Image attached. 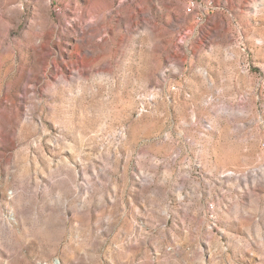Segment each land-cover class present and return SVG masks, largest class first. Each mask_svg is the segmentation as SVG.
Masks as SVG:
<instances>
[{"label": "rangeland", "instance_id": "rangeland-1", "mask_svg": "<svg viewBox=\"0 0 264 264\" xmlns=\"http://www.w3.org/2000/svg\"><path fill=\"white\" fill-rule=\"evenodd\" d=\"M264 264V0H0V264Z\"/></svg>", "mask_w": 264, "mask_h": 264}, {"label": "built area", "instance_id": "built-area-1", "mask_svg": "<svg viewBox=\"0 0 264 264\" xmlns=\"http://www.w3.org/2000/svg\"><path fill=\"white\" fill-rule=\"evenodd\" d=\"M213 8L214 0H186V13L194 17L196 21H201L206 12ZM56 263H58L57 260Z\"/></svg>", "mask_w": 264, "mask_h": 264}, {"label": "bare ground", "instance_id": "bare-ground-1", "mask_svg": "<svg viewBox=\"0 0 264 264\" xmlns=\"http://www.w3.org/2000/svg\"><path fill=\"white\" fill-rule=\"evenodd\" d=\"M54 264H56V262H54Z\"/></svg>", "mask_w": 264, "mask_h": 264}]
</instances>
